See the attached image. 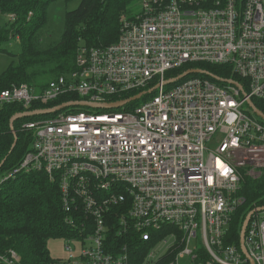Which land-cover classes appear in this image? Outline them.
Instances as JSON below:
<instances>
[{"label": "built area", "instance_id": "1", "mask_svg": "<svg viewBox=\"0 0 264 264\" xmlns=\"http://www.w3.org/2000/svg\"><path fill=\"white\" fill-rule=\"evenodd\" d=\"M197 62L227 64L247 92L202 77L168 87L166 71ZM74 64L39 91L25 83L0 91V105L69 94L110 104L157 84L132 110L67 107L22 124L30 149L2 180L43 172L59 182L66 211L91 217V232L66 238L57 264H157L168 254L167 264H264V210L251 215L243 245L227 242L243 179L264 171V120L248 105L264 101V0H142L138 14L120 17L115 42L80 45ZM113 218L116 236L133 230L152 242L138 263L126 245L106 247ZM169 239L162 254L158 243Z\"/></svg>", "mask_w": 264, "mask_h": 264}, {"label": "trees", "instance_id": "2", "mask_svg": "<svg viewBox=\"0 0 264 264\" xmlns=\"http://www.w3.org/2000/svg\"><path fill=\"white\" fill-rule=\"evenodd\" d=\"M53 1L0 0V16L9 17L0 25V52H6L12 57L9 65L0 74V91L22 83L35 91L43 89L50 80L73 70L76 50L80 45L97 47L112 44L119 35L120 17L122 15L132 17L129 16L132 0H82L76 9L66 12L60 38L47 46H42L39 30L46 23V11ZM5 43L15 50L11 51L4 47ZM188 69H202L209 75L190 74L168 87L180 84L191 77H202L219 84L221 82L218 81L236 80L247 92L244 80L233 74L227 64L186 63L166 71L164 76L166 79L175 78ZM156 84L155 78L146 88L130 91L121 97L114 96L109 100L130 98ZM153 95V92L147 93L127 103L123 108L111 111L132 110ZM76 99H78L76 95L69 94L47 104L34 102L28 108L19 102L0 105V163L4 160L0 167V264H57L60 259L50 255L48 239L60 237L81 239L92 230L91 217L80 208L73 207L70 212L66 211L61 199L59 182L51 181L45 173L20 172L2 180L7 172L19 165L30 149L31 133L23 129L22 124L54 114L21 117L16 119L12 126L10 118L16 113L52 108ZM252 102L264 113V101L252 98ZM15 137V145L11 148ZM240 193L244 203L233 216L228 243L238 244L241 227L247 214L256 207L264 206V171L257 179L245 177L241 183ZM120 208L121 206L113 208V213ZM117 227V219L113 218L106 247L111 246V249L118 250L126 245L131 261L138 263L152 246V242L142 241L133 230L116 236ZM164 229L154 233L155 237H162L165 234ZM11 251L15 253L17 260L11 257ZM172 258L173 254L166 255L162 260L163 264H167Z\"/></svg>", "mask_w": 264, "mask_h": 264}, {"label": "rangeland", "instance_id": "3", "mask_svg": "<svg viewBox=\"0 0 264 264\" xmlns=\"http://www.w3.org/2000/svg\"><path fill=\"white\" fill-rule=\"evenodd\" d=\"M81 1L82 0H54L49 4L46 11V23L39 30V39L42 46H47L48 44L55 42L60 38L64 28L66 12L76 9ZM141 2L142 0H132L129 7V16H134L140 12ZM8 18L9 17H6L5 15H1L0 25L4 24ZM3 46L11 51L15 50L14 47L7 45L6 43L3 44ZM11 60L12 57L9 54L6 52H0V74L6 69ZM214 146L215 143L210 144V147ZM167 242V244H164L163 242L158 243L157 250H159L162 254L167 249V247L170 246L171 239H169ZM65 244L66 239L62 237L48 239L47 247L49 249L50 255L56 259L64 258L66 255ZM162 260H160L157 264H163ZM181 263L189 264L187 259H182Z\"/></svg>", "mask_w": 264, "mask_h": 264}, {"label": "water", "instance_id": "4", "mask_svg": "<svg viewBox=\"0 0 264 264\" xmlns=\"http://www.w3.org/2000/svg\"><path fill=\"white\" fill-rule=\"evenodd\" d=\"M195 73H197V74H208L209 75L208 72H206L205 70H202V69H188L185 72H183L182 74L178 75L177 77L172 78L170 80H166L165 83L166 84L174 83V82L178 81L181 78H184V77H186V76H188L190 74H195ZM229 82L236 84V82H234V81H229ZM237 86H238L239 89H241V86L239 84H237ZM153 90H154V88L146 90V91H141L140 93H138V94H136V95H134V96H132L130 98H127V99L121 100V101H117V102H113V103H110V104H102V105L94 104L93 105V104H89V103L82 102V101H77V102L75 101V102L64 103L62 105L55 106V107H52V108H45V109H38V110H31V111H25V112H21V113H16L10 118V125L12 126L13 122L16 119H19L21 117L50 114V113L56 112L58 110H61L63 108H67V107L89 106V107H93V108L116 109V108L124 106L125 104H127V103H129L131 101H135V100L139 99L141 96L146 95L147 93H150ZM248 105L254 110L255 114L258 117H260L262 120H264V113L259 111L254 106V104L251 101H248ZM15 142H16V137H15V140H14L11 148L14 147ZM3 162H4V160L1 161L0 167L2 166ZM263 210H264V206H261V207L254 208L253 210H251L247 214L245 220L243 221L242 227H241L240 244L243 245V237H244L245 229H246V226H247V224H248V222L250 220L251 215L254 212H259V211H263Z\"/></svg>", "mask_w": 264, "mask_h": 264}]
</instances>
